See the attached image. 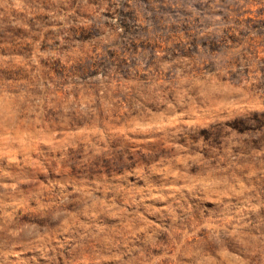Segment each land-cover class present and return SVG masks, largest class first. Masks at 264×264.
I'll use <instances>...</instances> for the list:
<instances>
[{"label": "rangeland", "instance_id": "rangeland-1", "mask_svg": "<svg viewBox=\"0 0 264 264\" xmlns=\"http://www.w3.org/2000/svg\"><path fill=\"white\" fill-rule=\"evenodd\" d=\"M0 264H264V0H0Z\"/></svg>", "mask_w": 264, "mask_h": 264}]
</instances>
